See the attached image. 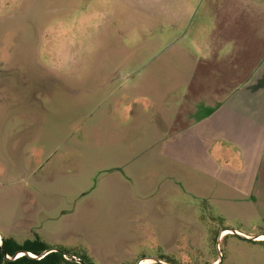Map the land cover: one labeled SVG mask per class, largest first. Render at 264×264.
Returning a JSON list of instances; mask_svg holds the SVG:
<instances>
[{
    "label": "rangeland",
    "instance_id": "374dc122",
    "mask_svg": "<svg viewBox=\"0 0 264 264\" xmlns=\"http://www.w3.org/2000/svg\"><path fill=\"white\" fill-rule=\"evenodd\" d=\"M260 87L264 0H0V237L264 264L233 130Z\"/></svg>",
    "mask_w": 264,
    "mask_h": 264
},
{
    "label": "crops",
    "instance_id": "0c3cea01",
    "mask_svg": "<svg viewBox=\"0 0 264 264\" xmlns=\"http://www.w3.org/2000/svg\"><path fill=\"white\" fill-rule=\"evenodd\" d=\"M254 101L253 112L237 122L233 128L235 130V143L242 155L241 163L243 159V171L241 173L239 171L235 175V191L246 196L252 195L255 201V210H258L259 217L264 219V192L261 191L264 188V92L256 96ZM245 178L249 188L244 184ZM255 183H261L263 187L258 188ZM260 196L263 200L259 198ZM225 233L222 232L220 235ZM240 234L247 237L245 234ZM255 236L264 237V233H258L251 238ZM260 238L257 241L264 243V240H260Z\"/></svg>",
    "mask_w": 264,
    "mask_h": 264
},
{
    "label": "trees",
    "instance_id": "16d2710c",
    "mask_svg": "<svg viewBox=\"0 0 264 264\" xmlns=\"http://www.w3.org/2000/svg\"><path fill=\"white\" fill-rule=\"evenodd\" d=\"M51 249L54 248H50L36 239L32 241H24V243L18 245L11 240L0 237V264H89L83 256L72 257L75 256V254H69L59 249H55V252L46 253L40 259L28 257L25 254L13 259L17 252H24L37 257L44 251ZM73 258L80 263H76ZM214 261H216V259L209 264H212Z\"/></svg>",
    "mask_w": 264,
    "mask_h": 264
},
{
    "label": "water",
    "instance_id": "95a60500",
    "mask_svg": "<svg viewBox=\"0 0 264 264\" xmlns=\"http://www.w3.org/2000/svg\"><path fill=\"white\" fill-rule=\"evenodd\" d=\"M223 231V230H222ZM258 236H255V237H253V238H251V240H256V238H257ZM56 250L55 249H51V250H48V251H44L43 253H41L39 256H37V257H34V256H32L31 254L29 255V254H27V253H24V252H17V253H20V254H25V255H27L28 257H32V258H35V259H40L41 257H43L46 253H48V252H55ZM16 254V253H15ZM146 259H148V258H146ZM73 260H74V258H73ZM150 261H152L153 262V260L152 259H149ZM76 263H80L78 260H74ZM137 262H139V261H137ZM155 263H158L159 264V261H154ZM138 264V263H137Z\"/></svg>",
    "mask_w": 264,
    "mask_h": 264
},
{
    "label": "bare ground",
    "instance_id": "6f19581e",
    "mask_svg": "<svg viewBox=\"0 0 264 264\" xmlns=\"http://www.w3.org/2000/svg\"><path fill=\"white\" fill-rule=\"evenodd\" d=\"M224 231V230H223ZM226 231H224L223 233H225ZM227 233V232H226ZM261 236H259V237H257V239H259ZM260 239H263L264 240V237H261ZM19 255H20V253H18V255H17V257H19ZM149 263H151V261L150 260H145V262H142V263H140V264H149Z\"/></svg>",
    "mask_w": 264,
    "mask_h": 264
},
{
    "label": "built area",
    "instance_id": "2783aa9c",
    "mask_svg": "<svg viewBox=\"0 0 264 264\" xmlns=\"http://www.w3.org/2000/svg\"><path fill=\"white\" fill-rule=\"evenodd\" d=\"M20 255H22V254H20ZM30 255V254H29ZM17 256H15L14 258H16Z\"/></svg>",
    "mask_w": 264,
    "mask_h": 264
},
{
    "label": "flooded vegetation",
    "instance_id": "af4514ba",
    "mask_svg": "<svg viewBox=\"0 0 264 264\" xmlns=\"http://www.w3.org/2000/svg\"><path fill=\"white\" fill-rule=\"evenodd\" d=\"M141 262V261H140Z\"/></svg>",
    "mask_w": 264,
    "mask_h": 264
}]
</instances>
